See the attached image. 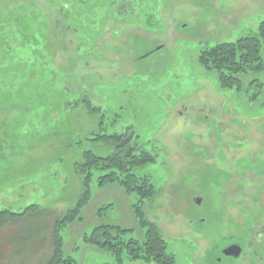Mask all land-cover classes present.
<instances>
[{
	"label": "rangeland",
	"instance_id": "1",
	"mask_svg": "<svg viewBox=\"0 0 264 264\" xmlns=\"http://www.w3.org/2000/svg\"><path fill=\"white\" fill-rule=\"evenodd\" d=\"M262 21L264 0H0V211L39 206L47 229L19 251L31 221L1 227L0 264L49 263L56 221L83 192L77 163L110 153L87 139L129 129L156 158L136 170L154 186L141 206L176 264H264V91L250 85L264 74L237 92L198 59ZM91 191L65 253L116 264L83 240L101 226L144 240L135 195L96 180ZM232 245L239 258L223 254Z\"/></svg>",
	"mask_w": 264,
	"mask_h": 264
},
{
	"label": "trees",
	"instance_id": "2",
	"mask_svg": "<svg viewBox=\"0 0 264 264\" xmlns=\"http://www.w3.org/2000/svg\"><path fill=\"white\" fill-rule=\"evenodd\" d=\"M263 50L264 21L259 24L257 31L236 42L203 47L199 51L198 59L199 64L215 76L223 88H234L239 92L245 86L244 77L264 74ZM250 85L263 87L264 91V84L260 80H252ZM87 108L91 110V114L99 113V110L91 104H87ZM91 137L87 142L103 144L110 153L107 156H100L88 150L83 153L81 162L77 163L76 169L82 181L83 192L76 205L66 210L56 221L54 253L48 264H78L74 257L66 255L62 232L77 220L81 221L82 212L92 199L91 186L95 180L100 187L118 185L135 195L134 213L141 227L146 229V233L144 240H139L127 238L131 230L121 226H101L94 229L90 235H86L83 242L90 247L110 253L116 264H125L129 261L176 264L175 256L168 251V244L160 235L158 228L146 221L141 206L146 199L153 196L154 186L148 178L137 175L136 170L154 163L155 156L138 145L132 129L114 134L97 132ZM39 209V206H31L21 213L9 209L0 211V228L24 219L31 221L18 233L19 251L25 250L27 245L33 246L37 239H41L47 233L45 223L39 220L41 211ZM41 231H44V235L40 234Z\"/></svg>",
	"mask_w": 264,
	"mask_h": 264
},
{
	"label": "water",
	"instance_id": "3",
	"mask_svg": "<svg viewBox=\"0 0 264 264\" xmlns=\"http://www.w3.org/2000/svg\"><path fill=\"white\" fill-rule=\"evenodd\" d=\"M200 203V200L198 201ZM242 253V248L239 245H232L223 251L226 257L239 258Z\"/></svg>",
	"mask_w": 264,
	"mask_h": 264
},
{
	"label": "flooded vegetation",
	"instance_id": "4",
	"mask_svg": "<svg viewBox=\"0 0 264 264\" xmlns=\"http://www.w3.org/2000/svg\"><path fill=\"white\" fill-rule=\"evenodd\" d=\"M228 258H231V257H228Z\"/></svg>",
	"mask_w": 264,
	"mask_h": 264
}]
</instances>
